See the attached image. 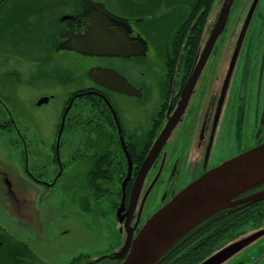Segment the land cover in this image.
Segmentation results:
<instances>
[{
  "label": "flooded vegetation",
  "instance_id": "flooded-vegetation-1",
  "mask_svg": "<svg viewBox=\"0 0 264 264\" xmlns=\"http://www.w3.org/2000/svg\"><path fill=\"white\" fill-rule=\"evenodd\" d=\"M254 1L0 0V264H56L67 252L57 248L68 231L57 225L55 192L69 197L61 212L73 209L85 232L88 218L118 225L113 256L187 185L264 143V5L248 17ZM94 26L130 55L68 49ZM25 61L33 72L19 67ZM92 69L117 73V89L93 81ZM41 80L53 89L34 95L33 109L64 100L51 140L21 93ZM124 80L130 93L120 91ZM262 193L264 184L217 212L216 221L241 215L218 251L264 227ZM97 260L80 254L67 264Z\"/></svg>",
  "mask_w": 264,
  "mask_h": 264
},
{
  "label": "water",
  "instance_id": "water-1",
  "mask_svg": "<svg viewBox=\"0 0 264 264\" xmlns=\"http://www.w3.org/2000/svg\"><path fill=\"white\" fill-rule=\"evenodd\" d=\"M257 2L258 0L254 1L248 17L252 15ZM248 22L249 18L246 23ZM76 40L77 44L68 49L85 55H130L127 50L123 48L120 50L116 46L112 32L96 26L91 27L85 35L76 38ZM235 59L236 54L233 58V65ZM89 75L96 83L101 84L108 81L109 83L106 84L108 87L117 89L114 85L117 73L92 69L89 71ZM124 82L120 91L130 93V85L125 80ZM47 100L48 98L41 99L38 105L47 102ZM68 109L69 106L63 115L59 136L62 133ZM164 138L165 135L155 143L152 153L145 160L142 169L153 163L155 152L162 147ZM262 184H264V143L221 163L187 185L146 221L135 239L125 240L119 253L110 257H101L97 261L108 258L119 261L111 264H157L177 242L195 227L217 212L236 205L233 201L237 197ZM260 197H264V193L259 194L257 198ZM242 247L241 241H236L200 264H220L237 254ZM126 254L127 256H125Z\"/></svg>",
  "mask_w": 264,
  "mask_h": 264
},
{
  "label": "rangeland",
  "instance_id": "rangeland-1",
  "mask_svg": "<svg viewBox=\"0 0 264 264\" xmlns=\"http://www.w3.org/2000/svg\"><path fill=\"white\" fill-rule=\"evenodd\" d=\"M172 1V0H170ZM173 1H179V0H173ZM249 3H252L254 0H247ZM262 6L264 5V0L261 1ZM245 15V13H242V16ZM242 22V19H241ZM27 55V54H26ZM57 57H63L62 54L56 55ZM17 64L16 62H14ZM31 64V63H30ZM32 65V64H31ZM29 62L25 61L19 64V67L24 72H33V65L32 68L30 66L29 68ZM57 93L58 88H61L59 86H56ZM32 89V88H30ZM50 88L48 83L45 82V80H41L40 83L37 84L35 88V93L31 90L23 89L21 90V93L24 94L25 104L28 106V109L31 110V114L33 116H36V118L41 119V131L42 134L46 137H49L54 139L56 136V130L57 125L60 121L61 111L62 107L64 105V100H56L51 102L49 105L44 106L40 109H33L32 104L29 103L30 99L35 95V98L39 93H42L43 91H46ZM19 92V94L21 95ZM53 142V140H52ZM57 193L58 199H63L61 203L60 200L56 203V213L59 218L57 221V225L63 230L68 231L65 237H58L56 240L57 248H60L61 245L65 246L67 249V252L62 255L61 258H57L56 264H67V261L70 257H75L80 254H86L91 259H99L103 256H110L113 254V252H116L119 244V238L118 236L114 239L112 234L110 232L117 234L119 233L118 225L113 222L112 228L110 231H108V228L106 227V224L102 222V224H98L97 220H94L93 218L87 219V225H86V232L82 229L80 226L75 225V214L73 209H69L67 211H63L62 207L59 206V204H70L69 197L66 196V198L60 193ZM105 208V207H102ZM158 210V209H157ZM156 210V211H157ZM155 211V212H156ZM93 211L90 210V215H99L100 211L95 212L97 214L92 213ZM154 212V213H155ZM97 215V216H98ZM79 223H81V220H78ZM249 231L244 237H240L236 241H241V244L243 245L242 249L235 254L234 256L224 260L220 264H264V227L262 229L252 230L250 229V226L247 228ZM231 241L228 245L234 244L236 242ZM59 250V249H58ZM69 251V252H68ZM115 254V253H114ZM114 262H119L118 260H112V259H104L103 264H111ZM100 263V264H101Z\"/></svg>",
  "mask_w": 264,
  "mask_h": 264
},
{
  "label": "trees",
  "instance_id": "trees-1",
  "mask_svg": "<svg viewBox=\"0 0 264 264\" xmlns=\"http://www.w3.org/2000/svg\"><path fill=\"white\" fill-rule=\"evenodd\" d=\"M216 215L218 213L185 235L157 264H200L218 251L216 245L220 241L234 239L241 226V215L223 216L217 221Z\"/></svg>",
  "mask_w": 264,
  "mask_h": 264
}]
</instances>
